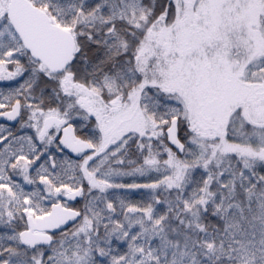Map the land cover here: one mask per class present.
<instances>
[{
  "label": "snow or ice",
  "instance_id": "snow-or-ice-1",
  "mask_svg": "<svg viewBox=\"0 0 264 264\" xmlns=\"http://www.w3.org/2000/svg\"><path fill=\"white\" fill-rule=\"evenodd\" d=\"M0 264H264V0H0Z\"/></svg>",
  "mask_w": 264,
  "mask_h": 264
}]
</instances>
